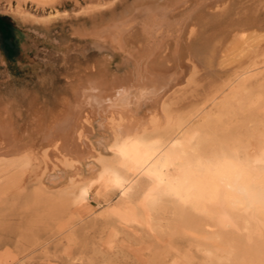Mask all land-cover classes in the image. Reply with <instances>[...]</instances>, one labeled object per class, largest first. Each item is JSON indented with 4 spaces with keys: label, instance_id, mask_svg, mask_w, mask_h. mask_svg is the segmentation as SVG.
<instances>
[{
    "label": "rangeland",
    "instance_id": "rangeland-1",
    "mask_svg": "<svg viewBox=\"0 0 264 264\" xmlns=\"http://www.w3.org/2000/svg\"><path fill=\"white\" fill-rule=\"evenodd\" d=\"M139 1L0 0V28L3 22L9 24L12 33L10 41L13 42V46L8 48L0 29V113L7 116L11 134L18 136L16 142L24 144L23 149L28 152H24L25 155L21 153L24 156L0 160V264H264V232L241 231L229 237L226 234L224 238L228 243L217 247L210 245L211 249L205 245L211 251L207 253L202 251L204 245L201 247L200 242L196 244L179 232L161 231L158 228L164 215L161 209L145 218L137 217L136 223L123 222L119 218L121 215L111 212L118 205L124 186L139 181L146 184L148 179L143 173L135 178L132 177L135 175H129L122 186L105 189L101 181L93 178L95 164L97 160L113 159L111 150H105V147L112 140L120 142L128 136L121 132L125 124L132 123L135 129L130 134L142 138L165 136L167 128L162 121L163 111H160L159 103L141 100L138 107L132 106V111L122 117L124 120L121 123L117 118L114 124L89 118L80 138L85 146V158L74 159V166L64 161L61 149L54 150L31 131V127L38 121L40 124L41 119V124H44L52 116L60 114L64 101L71 99L70 92L80 78L78 76L88 74L89 70V73L97 72L103 66L108 75L118 77L132 69V60L115 48L109 39H98L94 35L89 37L87 33L104 26L112 18L120 17L124 8L126 12ZM17 4L20 10L15 9ZM189 10L182 8L177 19H182ZM255 14L259 21H264V0L211 1L199 10L194 28L181 38L179 49L185 51L191 45L190 49L196 51L199 57L208 47L204 42L209 41L218 30L226 24L236 23L243 15L254 17ZM212 18L216 23L212 22ZM215 39L209 42L210 45ZM243 39L245 41L239 36L230 38L224 53L216 57L211 66L194 62V71L189 73L192 80L169 98L166 105L175 110L178 108L177 114L185 113L194 106L201 107L202 95L219 81L232 79L240 60L246 59L253 46L264 43V26L248 29ZM173 50L174 42L170 41L163 55L171 56ZM256 86L254 84L249 91L243 92L248 94L244 99L247 105L244 111L239 112L238 102L233 101L235 113L228 120L230 134L239 135L233 134L235 129L232 128L236 127L245 144L252 142L250 134L253 128L264 127V88L261 87L260 91ZM259 92L262 101L255 108L254 105L248 106L247 103L252 104ZM208 107L210 110L213 108L211 112H217L216 104ZM248 111L252 114L254 111L255 116ZM61 154L69 158L63 150ZM22 169L28 171L23 173ZM22 174H25L24 177ZM20 177L23 179L20 180ZM104 212L112 216L107 220Z\"/></svg>",
    "mask_w": 264,
    "mask_h": 264
},
{
    "label": "bare ground",
    "instance_id": "bare-ground-1",
    "mask_svg": "<svg viewBox=\"0 0 264 264\" xmlns=\"http://www.w3.org/2000/svg\"><path fill=\"white\" fill-rule=\"evenodd\" d=\"M211 1L217 0H140L127 8L128 11L125 12L124 8L120 17L112 18L104 26L88 32L89 37L94 35L98 39H109L115 48L132 60V69L122 74V77L115 74L109 76L107 70L102 69L105 66L97 72L94 70L89 73V70L88 74H81L83 76H78L80 78L70 92L71 99L64 101L60 114L52 116L44 124H41V119L40 124L38 121L31 127V131L37 133L46 145H51L56 151L61 149L59 151L64 161L74 166V159L85 158V146L80 138L89 118L95 117L106 124H114L117 118L121 123L124 120L122 117L128 115L129 110L132 111V106L138 107L141 100L159 103L160 111H163L162 121L167 128L165 136L149 135L142 138L130 134L135 129L131 122L125 124L121 132L128 136L120 142L112 140L105 147V150H111L113 159L97 160L93 178L101 181L105 189H113L122 186L129 175H135L132 176L135 178L143 173L148 182L140 184L139 181L137 184L133 182L135 185L130 183L131 186H124L118 205L111 212L121 215L119 218L123 222L136 223L137 217L145 218L161 209L164 214L161 218L163 223L160 222L158 226L161 231L179 232L196 244L200 242L201 247L204 245L202 251L207 253L211 252L208 245L210 248V245L217 247L228 243L224 238L226 234L229 237L241 231L264 232V127L257 129V126L252 129V133L247 131L252 134V142L245 144L236 127L232 128L235 129L233 134L239 135L230 134L228 122L235 113L233 101L238 102L239 112L244 111V108L247 109L244 99L248 94L244 95L243 92L249 91V87L254 84L257 85L256 89L264 88V43L253 46L246 59L240 60L238 71H234L232 79L219 81L210 89L209 85V92L201 94V107L194 106L185 113L177 114L178 108L175 110L166 105L169 98L192 80L189 73L194 71V62L201 66L213 65L215 58L224 53L230 38L239 36V39L244 40L243 35L248 29L264 26V21H259L257 14L254 17L243 15L236 23L226 24L209 41H205L204 45L208 47L199 57L196 51L190 49L191 45H188V50L179 49L181 38L194 28L199 10ZM18 6L16 10H20ZM182 8L190 10L179 20L176 16ZM212 22L216 23L214 18ZM170 41L174 42L172 55H163ZM254 98V101H250L252 104H247L255 108L262 101V94L259 92ZM199 99L196 98L197 101ZM182 104L184 106L185 102ZM210 104L217 105L216 113L211 112L213 108L208 109ZM3 115L0 113V160L17 155L20 157L26 152L24 144L16 142L18 136L11 134L8 118ZM62 150L69 158L61 154ZM95 168L93 166V170ZM22 171L24 173L28 169ZM103 216L107 218L112 214L104 212Z\"/></svg>",
    "mask_w": 264,
    "mask_h": 264
},
{
    "label": "trees",
    "instance_id": "trees-1",
    "mask_svg": "<svg viewBox=\"0 0 264 264\" xmlns=\"http://www.w3.org/2000/svg\"><path fill=\"white\" fill-rule=\"evenodd\" d=\"M2 18H4V17H2ZM8 25H9L8 23L3 22L0 29H1V31L3 33V35H5L4 37H5L6 42H8V45H9L8 48H11L13 46V42L10 41V39L12 38L11 37L12 33H11V29H9Z\"/></svg>",
    "mask_w": 264,
    "mask_h": 264
}]
</instances>
